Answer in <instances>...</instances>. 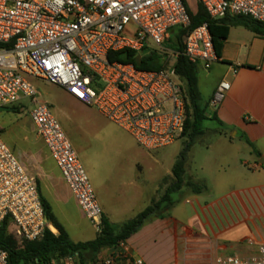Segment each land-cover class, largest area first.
Instances as JSON below:
<instances>
[{
	"label": "built area",
	"instance_id": "obj_1",
	"mask_svg": "<svg viewBox=\"0 0 264 264\" xmlns=\"http://www.w3.org/2000/svg\"><path fill=\"white\" fill-rule=\"evenodd\" d=\"M214 21L246 16L264 23V0H195ZM187 0H0V110L29 112L38 136L72 195L97 232L103 210L88 175L48 103L39 99L31 79L53 82L79 102L93 106L152 152L181 137L186 97L175 71L180 55L209 70L220 61L207 23L190 31L182 49L167 46L175 27L190 26ZM155 51L164 67L140 70L110 60L111 54ZM235 73V69H233ZM221 81L210 102L217 110L230 90ZM7 220L22 241H39L46 219L37 178L0 136V227ZM21 241V242H22ZM148 264L133 257L126 241L108 257L88 264ZM0 264L8 253L0 249ZM82 264L76 257L58 263ZM213 264H264V244L247 257H217Z\"/></svg>",
	"mask_w": 264,
	"mask_h": 264
},
{
	"label": "crops",
	"instance_id": "obj_2",
	"mask_svg": "<svg viewBox=\"0 0 264 264\" xmlns=\"http://www.w3.org/2000/svg\"><path fill=\"white\" fill-rule=\"evenodd\" d=\"M201 69L208 71L199 77L197 67L200 94L203 88H208L201 105L208 103L209 114H215L221 124L218 123L219 129L214 130L217 139L207 145V156L200 164L201 170L209 176L203 180L193 179L186 174L185 164L184 181L192 180L206 188L194 193L184 187L179 192L181 197L175 200L166 216L150 217L126 241L130 254L148 264H213L217 257L253 255L258 246L264 244V167L260 163L264 147L258 146L264 141V35H257L243 26H233L220 61L209 70H204L203 66ZM223 80L231 87L215 110L210 102ZM35 133L43 142L36 128ZM43 149L52 165V173L43 175L45 187L51 189L46 199L54 215L74 242L94 240L98 234L95 228L85 218L80 222L73 218V211L67 208L69 198L66 196L71 191L45 144ZM23 165L29 170L25 163ZM171 178L172 171L159 179L155 196L144 190L145 180V188L138 186L129 205L120 204L114 208L100 204L103 216L114 224L133 219L162 196L167 188L165 182H171ZM61 181L65 186L62 195L58 192ZM72 198L77 203L73 195ZM50 200L62 208L57 211ZM73 209L82 211L80 207ZM115 251L117 248L106 249L99 256L108 257Z\"/></svg>",
	"mask_w": 264,
	"mask_h": 264
},
{
	"label": "rangeland",
	"instance_id": "obj_3",
	"mask_svg": "<svg viewBox=\"0 0 264 264\" xmlns=\"http://www.w3.org/2000/svg\"><path fill=\"white\" fill-rule=\"evenodd\" d=\"M187 2L190 9L195 12L196 1ZM201 66V64L197 66L199 77L208 72L203 71ZM31 83L36 88L39 99L51 107L53 115L59 121L81 161L101 205L102 203L112 207L120 204L129 205L138 186L145 188L143 184L145 180L147 185L144 190L147 194L155 196L159 179L172 171L182 153H185L188 176L196 180H203L209 176L208 172L201 170L200 164L207 156V145L217 139L214 130L219 129V125L216 121L204 122L205 133L188 150H186L188 139L181 136L172 145L149 152L138 146L127 132L105 119L95 107L79 102L63 87L39 79H31ZM201 94L200 103L203 104L208 88H203ZM21 105L22 107L15 110L13 108L0 110V134L20 162L25 163L30 171L38 175L42 194L48 198L47 192L51 189L45 187L46 178L43 174L50 175L52 165L43 149V142L36 136L35 127L29 116L32 104L29 100H23ZM258 146L264 147V141ZM251 165L252 163L248 167ZM165 183L168 186L170 181ZM60 185L58 192L62 195L65 186L62 181ZM180 195L182 194L179 192L175 193L174 199H179ZM66 197L69 198L66 206L73 211V218L79 222L87 219L83 211L79 212L78 209L74 211L73 208L79 207L71 193L67 192ZM50 201L53 208H62L53 200Z\"/></svg>",
	"mask_w": 264,
	"mask_h": 264
},
{
	"label": "trees",
	"instance_id": "obj_4",
	"mask_svg": "<svg viewBox=\"0 0 264 264\" xmlns=\"http://www.w3.org/2000/svg\"><path fill=\"white\" fill-rule=\"evenodd\" d=\"M187 8L190 15V26L172 29L167 42V46L171 48L181 50L185 36L203 23H207L209 26L219 58L222 56L225 41L228 39L233 26H243L257 35H264V23L250 17L235 16L214 21L199 2L195 12L190 9L188 4ZM109 59L133 64L138 69L145 71H157L164 67L162 56L155 51H142L141 53L123 51L111 54ZM174 67L183 84L186 97V120L182 136L188 139L186 144V150H188L205 133L204 122L214 120L219 124L221 123L215 114H209L208 103L205 106L200 103L201 94L198 87L197 65L180 55ZM15 109L13 108V110ZM185 164V153H182L172 168L171 182L158 200H154L133 219L121 224L111 223L103 216L101 229L96 238L87 242H74L70 238L65 227L54 215L49 201L43 196L39 186L47 222L57 229L58 234L55 235L49 228H46L41 240L22 241L14 233L10 221L7 220L0 227V249L7 251L8 264H50L53 261L60 263L69 257H76L82 264L94 262L103 250L116 249L121 242L127 241L142 228L150 217L163 218L166 216L175 204L173 195L180 192L184 187L194 193H200L206 188L204 184H197L192 180L184 181Z\"/></svg>",
	"mask_w": 264,
	"mask_h": 264
},
{
	"label": "water",
	"instance_id": "obj_5",
	"mask_svg": "<svg viewBox=\"0 0 264 264\" xmlns=\"http://www.w3.org/2000/svg\"><path fill=\"white\" fill-rule=\"evenodd\" d=\"M260 163H261L262 166L264 167V158H262V159L260 160Z\"/></svg>",
	"mask_w": 264,
	"mask_h": 264
},
{
	"label": "bare ground",
	"instance_id": "obj_6",
	"mask_svg": "<svg viewBox=\"0 0 264 264\" xmlns=\"http://www.w3.org/2000/svg\"><path fill=\"white\" fill-rule=\"evenodd\" d=\"M54 232L56 231V229L54 227L51 228Z\"/></svg>",
	"mask_w": 264,
	"mask_h": 264
}]
</instances>
